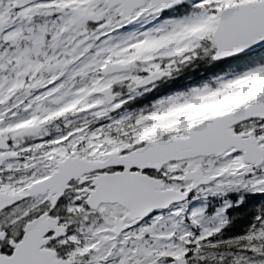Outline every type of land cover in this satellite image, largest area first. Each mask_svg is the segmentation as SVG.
I'll list each match as a JSON object with an SVG mask.
<instances>
[{
  "label": "snow or ice",
  "instance_id": "obj_1",
  "mask_svg": "<svg viewBox=\"0 0 264 264\" xmlns=\"http://www.w3.org/2000/svg\"><path fill=\"white\" fill-rule=\"evenodd\" d=\"M0 264H264V0H0Z\"/></svg>",
  "mask_w": 264,
  "mask_h": 264
}]
</instances>
